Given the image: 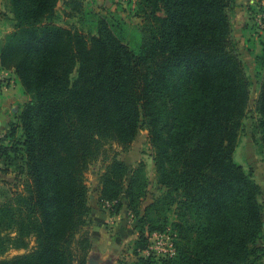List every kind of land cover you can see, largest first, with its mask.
Segmentation results:
<instances>
[{"label": "trees", "instance_id": "obj_1", "mask_svg": "<svg viewBox=\"0 0 264 264\" xmlns=\"http://www.w3.org/2000/svg\"><path fill=\"white\" fill-rule=\"evenodd\" d=\"M6 1L13 30L0 39V70L35 98L0 136V171L22 183L0 180V264H86L87 172L102 155L98 203L118 215L126 195L134 252L148 248L147 233L173 240V255L140 256L143 264H256L259 185L233 156L250 102L234 0H136L143 30L103 16L89 35L58 23L61 0ZM63 3L69 15L82 11V0ZM256 111L264 148V78ZM143 127L167 188L148 205L145 163L131 169L105 148L128 150ZM10 249L29 250L5 257Z\"/></svg>", "mask_w": 264, "mask_h": 264}, {"label": "rangeland", "instance_id": "obj_2", "mask_svg": "<svg viewBox=\"0 0 264 264\" xmlns=\"http://www.w3.org/2000/svg\"><path fill=\"white\" fill-rule=\"evenodd\" d=\"M82 2V11L69 15L65 12V5L63 0H61L58 6V23L67 27H74L89 35L96 33L99 18L106 16L120 18L131 30H138L139 32L143 30L144 20L137 14L136 0H82ZM67 11H70V9L68 8ZM228 13L232 22V41L242 59L250 81L249 108L243 119V125L239 132L233 156L258 183V197L263 206L264 214V148L262 146L261 133L257 127L259 114L256 111V100L264 78V64L261 60H258V57L264 52V0H234L228 9ZM12 17L13 14L10 12L8 2L0 0V39L13 30ZM76 76L77 70L75 69L71 76V82ZM0 77V83H3L1 86L3 92H0V109H4V120L7 123L4 128H0V136H3L6 131H9V124L17 120L16 115L20 112L21 107L34 99L35 95L24 91L13 71H5L0 74ZM163 115L166 116V111H163ZM148 136V130L143 127L139 130L128 150H123L113 141H108L105 145L109 156L108 159H111L110 157L117 151V156L124 160L131 169L136 167L141 161L145 163L149 186L144 205H148L154 199L167 192V188L159 183L154 163V150ZM106 163L102 155L89 166L87 172L91 212L89 224L85 228L90 229L92 239L94 225L99 224L101 228H109L108 236L104 235L103 240V246L109 252L104 259L110 260L113 264H143L141 260H138L140 256L148 257L154 255L155 257H164L169 255L170 252H168L166 244L169 241L167 237H170L168 233H165L166 238L162 239L164 243L158 244V241L153 238V240H149L148 250L140 251L138 254L134 252L135 241L139 237V229L137 219L128 212V208L123 207L118 214V216L120 215L118 228L110 226V221L103 224L105 220L100 217V214L109 212L108 209L104 210L99 205L98 191L100 175L104 171ZM1 179L11 182L12 187L15 189L22 187V183L17 181L16 174L13 172L5 174L0 171ZM121 199L127 207L126 195L124 194ZM170 215L173 217L172 213ZM112 236L116 237V242H112ZM33 245L34 241L31 240L29 249ZM98 245L94 248L93 244V248L88 255V258H91V263H96L101 258V250L98 248L100 245ZM256 246L259 247L256 264H264V234L257 241ZM29 249H10L5 254V257L22 254Z\"/></svg>", "mask_w": 264, "mask_h": 264}, {"label": "crops", "instance_id": "obj_3", "mask_svg": "<svg viewBox=\"0 0 264 264\" xmlns=\"http://www.w3.org/2000/svg\"><path fill=\"white\" fill-rule=\"evenodd\" d=\"M3 72H5V71L4 70H0V74L3 73ZM0 80H1V77H0ZM2 85H3V83H0V92H3L1 90V88H2L1 86ZM4 115H5V111H4L3 108H1L0 109V128H4L7 125L6 121L4 120ZM124 207L127 208L125 204H124ZM100 217L104 218L103 220H105L103 224H105L106 222L110 221L111 222L110 226H113L114 228H118V226L120 224V220H119L120 215L118 216V215H110L109 213H102V214H100ZM109 231L110 230H109V228L107 229V227L101 228V227H99V224L94 225V228L92 229V233L94 234L93 235L94 248L96 247V245H98V243H100L99 244L100 246L98 245L99 246L98 248H99V250H101L100 251L101 252L100 253L101 254V258H99V260H97L96 263H91L92 262L90 260L91 258H88V261L86 262V264H113V262H110V260L108 261L107 259H104V257H106V255L109 252H108V250H106L104 248L103 240H104V235L108 236V232ZM111 238H113L112 242H116V237L112 236ZM93 258H95V257L93 256Z\"/></svg>", "mask_w": 264, "mask_h": 264}, {"label": "built area", "instance_id": "obj_4", "mask_svg": "<svg viewBox=\"0 0 264 264\" xmlns=\"http://www.w3.org/2000/svg\"><path fill=\"white\" fill-rule=\"evenodd\" d=\"M147 236H148V239L149 240H153V238H154V240H157L158 241V244L161 243V242H163L162 239H165L166 238L165 232H159V231L147 233ZM170 238L171 237H167V239L169 241L166 243L167 246H168V252H170V254L169 255H165V256L173 255L174 252H175L174 245H173V240H172V238L170 240ZM149 245H150V243H149ZM148 249H149V246H148V248L146 250H148Z\"/></svg>", "mask_w": 264, "mask_h": 264}]
</instances>
